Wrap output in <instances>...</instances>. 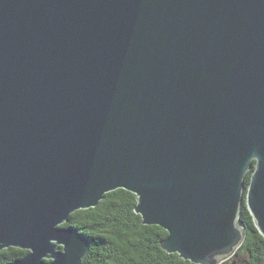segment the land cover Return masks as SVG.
Wrapping results in <instances>:
<instances>
[{
	"label": "water",
	"instance_id": "1",
	"mask_svg": "<svg viewBox=\"0 0 264 264\" xmlns=\"http://www.w3.org/2000/svg\"><path fill=\"white\" fill-rule=\"evenodd\" d=\"M118 188L197 264L236 254L244 203L264 236V0H0L8 264H82L61 225Z\"/></svg>",
	"mask_w": 264,
	"mask_h": 264
},
{
	"label": "trees",
	"instance_id": "2",
	"mask_svg": "<svg viewBox=\"0 0 264 264\" xmlns=\"http://www.w3.org/2000/svg\"><path fill=\"white\" fill-rule=\"evenodd\" d=\"M137 203L135 193L118 188L106 193L97 206L70 215L69 221L61 226L78 228L91 241L82 264H197L162 247L168 231L159 225L143 223V217L135 212ZM240 219L247 231L244 243L221 264H264V236L246 203ZM28 252L17 247L3 249L0 264L11 263Z\"/></svg>",
	"mask_w": 264,
	"mask_h": 264
}]
</instances>
